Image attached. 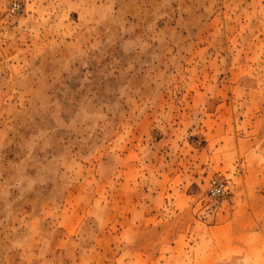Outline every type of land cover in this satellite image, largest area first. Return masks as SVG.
Returning a JSON list of instances; mask_svg holds the SVG:
<instances>
[{
    "label": "rangeland",
    "instance_id": "obj_1",
    "mask_svg": "<svg viewBox=\"0 0 264 264\" xmlns=\"http://www.w3.org/2000/svg\"><path fill=\"white\" fill-rule=\"evenodd\" d=\"M246 169L263 192L264 0H0V264H112Z\"/></svg>",
    "mask_w": 264,
    "mask_h": 264
},
{
    "label": "crops",
    "instance_id": "obj_2",
    "mask_svg": "<svg viewBox=\"0 0 264 264\" xmlns=\"http://www.w3.org/2000/svg\"><path fill=\"white\" fill-rule=\"evenodd\" d=\"M246 171V190L227 208L176 226L174 238L124 239V249L109 257L112 264H264V191L249 187L251 175ZM149 227L171 229L166 224ZM120 241L113 239L105 246L115 247Z\"/></svg>",
    "mask_w": 264,
    "mask_h": 264
},
{
    "label": "built area",
    "instance_id": "obj_3",
    "mask_svg": "<svg viewBox=\"0 0 264 264\" xmlns=\"http://www.w3.org/2000/svg\"><path fill=\"white\" fill-rule=\"evenodd\" d=\"M229 189V181L227 180H219L213 179L207 188V195L211 197H222L225 193L228 192Z\"/></svg>",
    "mask_w": 264,
    "mask_h": 264
}]
</instances>
